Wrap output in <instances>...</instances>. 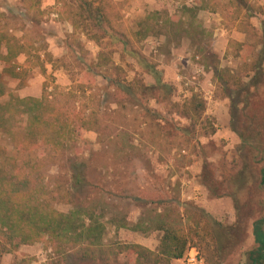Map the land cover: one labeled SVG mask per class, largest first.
I'll list each match as a JSON object with an SVG mask.
<instances>
[{
	"label": "rangeland",
	"instance_id": "obj_1",
	"mask_svg": "<svg viewBox=\"0 0 264 264\" xmlns=\"http://www.w3.org/2000/svg\"><path fill=\"white\" fill-rule=\"evenodd\" d=\"M77 1L41 0L43 16H35L26 13L21 0H0V11L10 18V35L26 49L11 63L2 59L5 47L0 49V104L11 97H40L45 83L50 90L57 86L67 92L83 81L92 92L80 98V105L98 112L103 125L79 139L75 161L100 190L95 200L104 203L107 217L120 213L135 224L155 210L174 211V216L178 210L187 218L186 211L198 207L224 228L222 264H245V253L254 245L251 225L264 208V191L255 188L264 168V16L259 14L264 0H247L243 15L250 12L249 22L235 21L224 8L236 0H206L214 11H200L198 19L210 37L201 44L184 38L176 46L163 33L141 40L136 36L140 23L148 14L173 15L200 0H141L144 18L130 11L136 0H104L116 15L115 29L93 30L90 37L99 40L81 28L70 33L68 18ZM99 53L110 58L109 65L96 66ZM135 83L154 87L155 97L139 92L138 106L126 91ZM193 97L205 105L195 121L181 114ZM2 148L10 150L11 144L0 133ZM131 153L138 158L131 161ZM63 173L51 166L44 173L46 182L52 184ZM161 236L108 225L105 244L157 251ZM196 249L207 264L210 257ZM19 253L26 259L21 264H92L82 261L78 251L58 257L46 242L22 246ZM0 264L19 263L7 254ZM116 264L137 263L122 255Z\"/></svg>",
	"mask_w": 264,
	"mask_h": 264
},
{
	"label": "trees",
	"instance_id": "obj_2",
	"mask_svg": "<svg viewBox=\"0 0 264 264\" xmlns=\"http://www.w3.org/2000/svg\"><path fill=\"white\" fill-rule=\"evenodd\" d=\"M40 1L21 0V5L27 14L43 16ZM205 2L200 0L195 6H183L173 15L167 12L148 14L140 23L136 36L142 40L163 33L170 40V46H176L184 38L201 44L210 35L198 19L199 12L213 10ZM234 2L236 5L229 2L224 8L235 21L249 22L250 12L243 15L248 1ZM259 10L264 16V7ZM112 14L110 4L104 0H78L74 13L68 18L74 29L73 35L80 28L88 38L93 30L114 32L116 15ZM10 29L9 16L0 11V49L5 47L6 55L2 59L6 63L25 54L26 50L19 39L10 35ZM90 39L99 40V37ZM109 64L110 58L99 53L96 66ZM50 86L45 83L39 98L11 97L7 103L0 104V133L11 144L10 150L0 149V259L11 254L16 262L24 263L25 256L19 253L22 246L46 242L58 257L78 251L82 261L92 264H116L122 255L134 258L137 264H173L191 247L207 253L210 257L207 264H222L219 238L224 228L198 207L191 206L186 211L187 218H183L178 210L175 216L174 211L158 213L155 210L135 224L120 213L107 217L105 206L102 207L104 203L95 200V194L99 195L100 190L83 177L84 171L77 169L75 159L79 156L74 154L79 139L84 140L83 134L98 133L103 125L98 112L80 105V98H85L92 90H87L83 81L75 83L67 92L59 91L57 86L50 90ZM154 89L135 83L126 91L139 106L142 103L138 101V93L150 92L149 95L155 97ZM2 94L1 90L0 96ZM92 96L90 94V98L95 99ZM204 109V103L193 97L184 104L181 114L195 121ZM131 155V161L138 158ZM79 163L83 169L89 166L86 159ZM51 166L65 173L49 184L44 173ZM255 188L264 191V168ZM58 205L70 209L62 212L57 209ZM108 225L116 231L160 232L157 251L137 244H105ZM251 226L254 245L245 253V264H264V208Z\"/></svg>",
	"mask_w": 264,
	"mask_h": 264
},
{
	"label": "built area",
	"instance_id": "obj_3",
	"mask_svg": "<svg viewBox=\"0 0 264 264\" xmlns=\"http://www.w3.org/2000/svg\"><path fill=\"white\" fill-rule=\"evenodd\" d=\"M196 60H198V58H196ZM200 71L202 70L200 69ZM177 262L180 264H205L199 250L195 247L189 248L185 255L180 260H177Z\"/></svg>",
	"mask_w": 264,
	"mask_h": 264
},
{
	"label": "crops",
	"instance_id": "obj_4",
	"mask_svg": "<svg viewBox=\"0 0 264 264\" xmlns=\"http://www.w3.org/2000/svg\"><path fill=\"white\" fill-rule=\"evenodd\" d=\"M141 4H143V2L141 0H136L132 4L130 3V6H131L130 11L134 12L135 16H141V18L142 17L144 18V16L141 15V11H142V7L141 6H143ZM215 16H217V18L219 19V20L217 19L218 22L220 21V22L224 23V19L221 16H219L217 14ZM221 29H225V28L222 27ZM219 31H220V34H225V31H223V30H219ZM70 33L71 34L73 33V28L72 27L70 29ZM32 97H35V96H32ZM36 98H39V97L36 96Z\"/></svg>",
	"mask_w": 264,
	"mask_h": 264
}]
</instances>
